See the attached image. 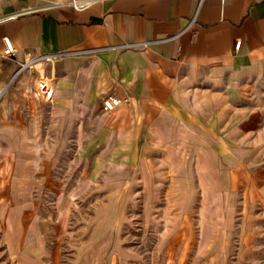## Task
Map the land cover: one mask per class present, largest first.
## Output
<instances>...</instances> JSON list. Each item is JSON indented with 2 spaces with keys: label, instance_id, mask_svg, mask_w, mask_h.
<instances>
[{
  "label": "crops",
  "instance_id": "0c3cea01",
  "mask_svg": "<svg viewBox=\"0 0 264 264\" xmlns=\"http://www.w3.org/2000/svg\"><path fill=\"white\" fill-rule=\"evenodd\" d=\"M140 41L149 43L122 47ZM52 52L65 54L16 72ZM39 76L52 79L50 101L33 96ZM107 95L121 100L111 110L102 108ZM52 133L60 150L75 136L87 158L79 179L101 190L95 242L107 244L135 185L146 199L166 198L160 187L171 182L180 184L172 198L194 207L199 196L200 228L220 235L199 240L204 254L189 263L253 257L264 246V0H97L83 10L68 0H0L1 173L24 182L20 168L30 176L36 163L29 152ZM51 258L37 262L58 264Z\"/></svg>",
  "mask_w": 264,
  "mask_h": 264
},
{
  "label": "rangeland",
  "instance_id": "374dc122",
  "mask_svg": "<svg viewBox=\"0 0 264 264\" xmlns=\"http://www.w3.org/2000/svg\"><path fill=\"white\" fill-rule=\"evenodd\" d=\"M45 142L42 149L29 152L36 162L31 175L28 168H20L24 182H11V174L1 173L0 168V264H42L38 257H52L58 264H107L110 251L111 264H192L194 254H204L198 241L219 235L200 228L199 196L194 207L188 206L189 200L171 197L180 184L170 182L160 187L167 189L166 198L146 199L138 193L141 185H135L136 196L124 200V217L116 215L109 241L108 231L103 233L107 244L95 242L92 233L104 199L99 185L79 179L87 169V158L77 149L74 135L62 150L54 133ZM155 186L151 184L153 190ZM188 209L196 212L181 213ZM32 223L35 236L28 232ZM234 251L232 245L230 256ZM224 264H264V246L248 260Z\"/></svg>",
  "mask_w": 264,
  "mask_h": 264
},
{
  "label": "built area",
  "instance_id": "2783aa9c",
  "mask_svg": "<svg viewBox=\"0 0 264 264\" xmlns=\"http://www.w3.org/2000/svg\"><path fill=\"white\" fill-rule=\"evenodd\" d=\"M97 0H68V4L77 10H83L88 8L93 2ZM191 22L188 24L189 27ZM175 35H171L168 37H165V39H170L174 37ZM2 42H3V55L7 57H11L14 52L15 48L13 45V42L7 35L2 36ZM149 41H140V42H130L125 43L122 45V47L125 48H144L148 45ZM241 43V40L235 41V48H238L239 44ZM65 54V52H52V53H41L35 56H31V58L27 61L21 62L16 70V72L20 71L24 68H29L33 63L39 62V61H48L50 63L57 60L60 56ZM33 96L40 101H50L52 99L53 94V83L51 77L48 76H39L34 81L33 86ZM120 98L116 95H107L103 97L102 99V108L105 110H111L116 105L120 103Z\"/></svg>",
  "mask_w": 264,
  "mask_h": 264
}]
</instances>
